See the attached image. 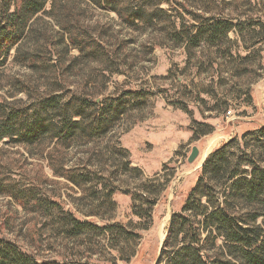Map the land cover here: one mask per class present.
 Listing matches in <instances>:
<instances>
[{"label":"rangeland","instance_id":"374dc122","mask_svg":"<svg viewBox=\"0 0 264 264\" xmlns=\"http://www.w3.org/2000/svg\"><path fill=\"white\" fill-rule=\"evenodd\" d=\"M133 2L152 3V21L129 24L94 0H48L0 66V101L63 92L123 104L93 141L0 142V238L39 263L167 264L173 215L207 157L230 142L264 163V0ZM209 18L235 27L191 52L173 40ZM149 197L152 215H140Z\"/></svg>","mask_w":264,"mask_h":264},{"label":"trees","instance_id":"16d2710c","mask_svg":"<svg viewBox=\"0 0 264 264\" xmlns=\"http://www.w3.org/2000/svg\"><path fill=\"white\" fill-rule=\"evenodd\" d=\"M94 1L117 12L129 24L150 22L156 15V10L150 13L152 3L148 11L134 5L133 0ZM47 2L0 0V66L29 33L32 19L45 10ZM201 24L192 31L184 26L176 29L173 40L186 44L191 52L192 47L202 43L215 44L235 27L230 20L216 18ZM118 103L63 92L19 104L0 101V142L9 138L39 145L50 139L56 147L69 148L80 141H93L105 136L122 114L123 104ZM258 133L264 138V127ZM230 147V142L223 144L207 157L183 207L184 213L173 215L162 250V260L166 257L167 264H264V163L256 152L237 155L230 152ZM3 186L0 183V188ZM149 198L150 207L141 209L140 215H152L156 199ZM78 227L85 229L89 224L80 222ZM185 227L189 232L179 243ZM219 240L222 242L216 245ZM0 264L47 263H39L17 245L0 238Z\"/></svg>","mask_w":264,"mask_h":264},{"label":"water","instance_id":"95a60500","mask_svg":"<svg viewBox=\"0 0 264 264\" xmlns=\"http://www.w3.org/2000/svg\"><path fill=\"white\" fill-rule=\"evenodd\" d=\"M200 155V149L198 146H193L192 148V151L188 157V161L191 163V162H194L195 159H197V157Z\"/></svg>","mask_w":264,"mask_h":264}]
</instances>
